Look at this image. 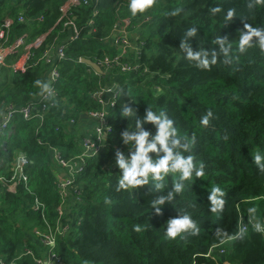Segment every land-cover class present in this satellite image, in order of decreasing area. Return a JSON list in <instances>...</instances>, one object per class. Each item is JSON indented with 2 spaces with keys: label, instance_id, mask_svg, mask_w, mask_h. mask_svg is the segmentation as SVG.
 <instances>
[{
  "label": "trees",
  "instance_id": "trees-1",
  "mask_svg": "<svg viewBox=\"0 0 264 264\" xmlns=\"http://www.w3.org/2000/svg\"><path fill=\"white\" fill-rule=\"evenodd\" d=\"M67 1L0 0V26L24 12L31 21L16 23L12 37L45 35ZM127 3L100 0L94 31L87 26L93 7L75 11L82 33L73 42L68 41L69 30L62 35L67 49L60 62L56 106L43 121L18 115L6 153L0 141V177H10L14 153L30 158L28 189L19 186L9 192L0 184V259L6 264H37L26 255L30 249L45 258L34 231L44 232L47 226L60 224L70 227L58 237L55 249L64 264H264V234L253 231L252 224L243 238L230 239L239 233L240 214L249 221L248 208L256 207L258 218L264 220V173L254 160L259 151L264 164V50L257 37L243 53L237 46L240 33L246 32L245 23L264 27V4L257 0H156L145 14L132 16ZM217 7L221 11L213 13L211 9ZM177 8L179 13L170 15ZM229 9L234 10L230 20L226 19ZM41 17L43 21H39ZM125 18L132 20L140 34L136 40L139 51L129 56L139 68L127 73L110 70L108 80L119 88L116 105L109 110L113 131L104 150L88 161L78 177L81 202L62 205L53 150H60L66 159L82 154V125L90 113L102 109L92 95L106 82L79 60L94 63L105 56L113 58L118 48L105 39ZM61 28L56 26L48 35L47 44ZM193 28L195 34L189 36ZM219 40L228 47L227 56ZM189 49L193 54L207 53L208 67L190 59ZM44 51L45 45L38 49L37 57ZM49 69V65L38 64L24 75L0 70V111L11 105L20 109L37 99L41 93L34 82H45ZM126 106L134 109L133 116L121 115ZM149 108L163 111L173 121L174 138L180 141L173 154L193 157L192 179L180 181L178 173H169L157 181L149 174L143 185L120 188L123 170L117 164L116 170L107 171L105 165L115 161L117 152L131 158L135 148L132 142L124 143L125 131H148L152 141L157 128L144 122ZM204 117L207 125L201 124ZM149 155L156 159L164 153ZM201 164L204 175L196 177ZM158 183L161 188L156 187ZM175 183L182 184L179 193ZM213 186L225 192V208L219 214L210 211ZM170 192L172 200H166L157 214L152 203ZM36 200L44 205L43 213L34 209ZM185 213L197 223L199 233L166 240L167 222ZM228 240L233 241L230 250L223 246ZM212 248H216L213 258L206 257ZM221 250L225 253L220 254Z\"/></svg>",
  "mask_w": 264,
  "mask_h": 264
},
{
  "label": "built area",
  "instance_id": "built-area-1",
  "mask_svg": "<svg viewBox=\"0 0 264 264\" xmlns=\"http://www.w3.org/2000/svg\"><path fill=\"white\" fill-rule=\"evenodd\" d=\"M100 0H68L60 8V17L58 18L55 26L50 32L45 35L36 37L34 39L26 36L12 37V29L16 23L24 24L31 21L24 12H21L18 17H11L6 19L0 26V70L10 69L14 74L24 75L27 71L38 65H49V71L46 75L47 83H50V92L41 93L40 96L32 100L27 106L17 109L14 105L9 106L4 111H0V141L1 149L4 153L7 152V143L13 134L14 122L19 115L25 120L39 118L42 121L47 116L49 110L56 106L58 99L57 83L60 77V62L66 58L67 41L63 42L62 35L69 30L70 37L68 41H76L82 29L76 23L75 11L80 7H93V15L88 20L87 26L94 31L95 18L99 14ZM43 21V17L39 18ZM62 26L61 30L57 33L54 39L47 44V37L54 31L56 26ZM132 20L125 18L121 20L113 29L112 33L105 39L113 46L118 48V53L113 57L105 56L103 59L94 62L102 69V73H97L106 81L105 84L92 95V98L101 106V110L90 113L87 118L90 124L84 132V137L81 141L82 154L66 159L63 153L55 149L53 150V157L56 163V174L58 177L57 190L62 199V205L68 202L76 201L81 202L80 197L82 190L78 182V177L84 172L87 163L90 159L98 156L106 147V143L113 131V125L109 119V110L116 105L119 95V88L117 85H112L108 80L110 78L109 72L111 69L119 68L122 73H127L132 70L138 69L137 65H133L129 61V56L132 53H138L139 47L136 45V37L132 35L135 32ZM45 45V51L41 57H37L39 48ZM83 62V59L79 60ZM70 124L74 125L75 120H71ZM131 153V152H130ZM126 160H130L129 157ZM30 163V158L24 153H14V159L11 163L9 178L0 177V184L9 192H14L19 186H24L28 189L29 177L27 174V167ZM105 169H117V157L115 161L108 162ZM44 205L36 200L34 209L43 213ZM60 214H63V208L59 209ZM253 224L252 219L245 221L243 215L240 214V226L245 231ZM46 231L36 229L34 231L39 243L44 250L45 258L35 256L34 252L30 249L26 250V255L34 258L37 264H64V262L57 256L55 249L57 248L58 237H62L64 233L69 231V226H62L57 224L55 227L47 226ZM264 234V233H263ZM216 249V248H215ZM215 249H210L206 257L213 258ZM224 254L225 251H219ZM0 264H6L0 259ZM10 264H16L11 262Z\"/></svg>",
  "mask_w": 264,
  "mask_h": 264
},
{
  "label": "clouds",
  "instance_id": "clouds-1",
  "mask_svg": "<svg viewBox=\"0 0 264 264\" xmlns=\"http://www.w3.org/2000/svg\"><path fill=\"white\" fill-rule=\"evenodd\" d=\"M156 0H128L127 7L128 11L132 16H136L138 14H145L149 9H151ZM258 4H264V0H257ZM180 9L177 8L175 11L170 13V15H177ZM213 13L220 12L221 9L219 7L211 9ZM234 15V10L229 9L227 12L226 19H231ZM244 28L246 32H241L239 41H238V49L241 53L245 52L247 49L252 47L250 43L253 37H257L259 39V47L264 50V27H253L250 24L245 23ZM195 34V29H190L188 32L189 36ZM218 43L222 46L223 53L227 56L228 47H224V41L219 40ZM182 47H187L186 45H182ZM207 53L198 52L193 54L192 51L188 50V57L192 60H196L199 62V65L207 68L208 60L206 59ZM214 58L212 63H215V54H213ZM35 85L40 89V93L50 92L51 85L50 83L36 80ZM157 94H159V90H157ZM134 109L131 107H124L121 115L125 118L133 116ZM210 115V113H209ZM144 122L152 123L157 128V133L152 138V141L149 142L150 133L148 131L140 130L137 133H129L125 131L122 136L124 139V143L128 144L132 142L134 144L135 151L131 154L130 160H126L124 155L120 152L116 153L117 156V164L120 169L123 170V174L119 177L118 183L120 188L124 187H135L143 185L147 182V177L149 174L152 175L154 180L160 181L163 180L164 177L169 173H178L179 180H191L192 173L194 170L193 157L189 156L185 159L179 153L173 154V149L177 148L180 145V141L175 139L176 129L173 128V121L165 115L163 111L155 112L151 108L146 111V115L144 117ZM208 118L204 117L201 120V124L207 125ZM136 127H141V122L139 120L136 121ZM170 138L171 146H170ZM159 145V148H157ZM163 152L164 155L160 157L157 155L156 159L150 157V153ZM261 154L259 151L254 153V160L256 165L259 167L260 171L264 173V164H261ZM196 177H202L204 175L203 165L201 164L199 168L195 171ZM157 188H161V184L156 185ZM174 189L176 193H179L182 190L181 183H175ZM225 196L224 190H222L219 186H213L211 188V195L209 196L210 200V211L213 214H219L225 208L226 201L222 198ZM173 198V193H169L167 197H160L156 201L152 203V207L155 208L157 214L160 213V206L165 203V201H171ZM250 218L255 220V223L252 224V229L256 233H264V222H261L258 217L255 216L257 212L256 207H250L247 209ZM139 231V228H137ZM200 229L197 226V223L193 220L190 214L185 213L179 218L170 219L167 222V227L164 232V238L166 240H175L177 237L182 236L184 233L190 232L192 235H197ZM246 232L244 229L237 234L236 237L233 238H243Z\"/></svg>",
  "mask_w": 264,
  "mask_h": 264
},
{
  "label": "crops",
  "instance_id": "crops-1",
  "mask_svg": "<svg viewBox=\"0 0 264 264\" xmlns=\"http://www.w3.org/2000/svg\"><path fill=\"white\" fill-rule=\"evenodd\" d=\"M125 2H128V0H125ZM132 35L136 37V40L139 39L140 34H137L136 32H132ZM85 120H86L87 122H84V124L82 125V131H83V132L86 131V129L88 128V126H89V124H90V120H89L87 117H86ZM255 216L258 217L257 212H256ZM250 219H251V218H250ZM252 221H253V223H255V220H254V219H252ZM260 221H261V220H260ZM261 222H264V220L261 221ZM223 246H224L225 249L230 250V249L232 248V246H233V241H232V240H228V241H226V242L223 244Z\"/></svg>",
  "mask_w": 264,
  "mask_h": 264
},
{
  "label": "water",
  "instance_id": "water-1",
  "mask_svg": "<svg viewBox=\"0 0 264 264\" xmlns=\"http://www.w3.org/2000/svg\"><path fill=\"white\" fill-rule=\"evenodd\" d=\"M83 62L86 63L87 65H89L97 73H102V69L98 65H96L95 63H93L92 61L87 60V59H83Z\"/></svg>",
  "mask_w": 264,
  "mask_h": 264
},
{
  "label": "rangeland",
  "instance_id": "rangeland-1",
  "mask_svg": "<svg viewBox=\"0 0 264 264\" xmlns=\"http://www.w3.org/2000/svg\"><path fill=\"white\" fill-rule=\"evenodd\" d=\"M22 36H25V35H22ZM40 209H42V208H40Z\"/></svg>",
  "mask_w": 264,
  "mask_h": 264
},
{
  "label": "bare ground",
  "instance_id": "bare-ground-1",
  "mask_svg": "<svg viewBox=\"0 0 264 264\" xmlns=\"http://www.w3.org/2000/svg\"><path fill=\"white\" fill-rule=\"evenodd\" d=\"M42 209L44 210V207Z\"/></svg>",
  "mask_w": 264,
  "mask_h": 264
}]
</instances>
